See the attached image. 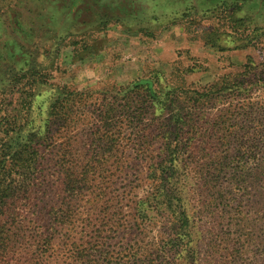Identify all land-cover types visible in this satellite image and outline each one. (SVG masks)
<instances>
[{
	"label": "rangeland",
	"instance_id": "374dc122",
	"mask_svg": "<svg viewBox=\"0 0 264 264\" xmlns=\"http://www.w3.org/2000/svg\"><path fill=\"white\" fill-rule=\"evenodd\" d=\"M45 1L67 15L72 0ZM98 2L118 15L96 23L76 0L77 26L58 37L65 28L34 24L35 0H0V57L11 21L31 25L36 37L17 39L43 69L27 93L2 95L0 264H264L262 66L242 95L190 109L178 93L240 73L249 56L264 64V50L240 47L264 31V0ZM181 105L192 124L172 137L165 114ZM175 144L161 204L158 166Z\"/></svg>",
	"mask_w": 264,
	"mask_h": 264
},
{
	"label": "trees",
	"instance_id": "16d2710c",
	"mask_svg": "<svg viewBox=\"0 0 264 264\" xmlns=\"http://www.w3.org/2000/svg\"><path fill=\"white\" fill-rule=\"evenodd\" d=\"M35 3L40 4V8L39 6L37 8V10L39 9L38 13L33 11L35 14H37L36 17L34 16L33 21L34 24L37 23L38 28H51L53 26H57L56 30L65 28L63 30L65 32L57 34L59 35L58 37H60L66 35L69 31H72L77 26V15L75 14L73 8L76 0L71 1L67 15L65 13L62 14V9H60L58 3L49 4L46 3L45 0H35ZM45 3L46 5H44ZM96 6L97 5L93 7L94 10H96ZM29 7L33 9V7L35 6L31 4V6ZM91 7L92 6H88V8L82 9L81 12H90ZM97 7L99 10L100 6L98 5ZM21 10H24V8H22ZM77 10L78 9H76V11ZM10 11L11 10H9V12ZM80 13L78 12V14ZM91 14L94 18L93 21L96 23L100 16L107 15L111 17L113 15H118L115 12H110L109 9L104 12H91ZM50 15L51 21L48 22V24H44V19L46 17L49 18ZM232 15L233 14H230V17H232ZM232 18L233 23L242 22V18L240 17ZM11 24L14 31L13 36L10 35L9 37H7V41L9 42H6V45L8 46L10 44L11 47L10 49H8V47L2 48L4 49V56L0 57V59L2 60L1 67L3 68L1 73L6 81L4 82V86L2 87V89H0V142L3 139V136H5L4 134L6 133V127L9 124L8 120L6 118H3V116L1 115V102H3L4 97L2 95L14 91H24L23 93H27L25 91H29V89L32 88L33 82L38 80V78L42 74L41 70H43L42 68L38 67L35 62L36 51L27 49L26 45L25 47H22V49H20L19 41L17 39L19 38L22 42H25L26 37H36L34 30H32V28H30L29 30L24 29L20 23L15 21H11ZM23 30L25 32H23ZM253 30L255 35L253 36L248 34V36H245V41L241 42L240 47L251 46L258 49V51L264 50V31H262V27L254 26ZM52 33L55 34V32ZM52 33L49 32L48 35H51ZM203 39L205 42H207L205 38ZM32 43L33 41L28 45H32ZM262 61H264V58H262ZM260 66H262L261 70H264V64L262 65L261 63H256L254 58L252 56H249L247 57V61L241 66L242 71L240 73H234L230 75L227 74L222 76L220 79H216L205 84L194 83L191 84V86H189V88H187L186 90L178 91V93L182 94L184 97L189 98L188 100L192 102V104L190 105L191 108L189 107L190 109H197L200 105L210 102L214 98H227L233 97L234 95H242V93L250 92V90L255 86H260H257L256 81L254 80V75L256 76L261 73H255V70L260 68ZM173 92H175V90L171 91L170 93H172L173 95ZM27 106L28 104H21V107ZM185 110H187V106L181 105L175 110L170 109L169 113L165 114L163 128H165L169 136L172 135L173 137L174 135H177V133L184 131L186 127L189 128L186 131H190V125L192 124V121L190 119V116H188V111L186 112ZM15 121L17 122V118L15 119ZM191 127H193V125ZM179 149L180 148H178L177 144L168 149L169 160L160 162L158 166L159 174L155 179L156 190L154 195L157 199L161 198V200L159 199L161 204H164V201L170 202L172 191L175 190L174 174L178 170V166L177 164H175V160L177 159V155L180 154ZM23 165L24 163L22 161L19 166ZM3 186L4 189H7L6 184L0 180V189H3Z\"/></svg>",
	"mask_w": 264,
	"mask_h": 264
},
{
	"label": "crops",
	"instance_id": "0c3cea01",
	"mask_svg": "<svg viewBox=\"0 0 264 264\" xmlns=\"http://www.w3.org/2000/svg\"><path fill=\"white\" fill-rule=\"evenodd\" d=\"M88 3H90V5L92 6L91 7V9H90V12H94V13H96V12H98L97 10H98V0H86ZM95 5H97L96 7H95V9L96 10H94L93 9V7L95 6ZM18 6V5H17ZM25 7H24V10H22L20 13H21V15L23 16V19H28V18H30L31 16H32V10L29 8V6L27 5V4H25L24 5ZM85 7V6H84ZM84 7L82 8H80L81 10L82 9H84ZM11 11V13H16L17 14V10H16V8L15 7H13V9H10ZM110 10V12H111V9H109ZM84 11V10H83ZM19 13V12H18ZM30 28H33L34 29V27H32L31 25L30 26H28V25H26V29H30ZM12 29H13V27H11L10 28V31H12Z\"/></svg>",
	"mask_w": 264,
	"mask_h": 264
}]
</instances>
